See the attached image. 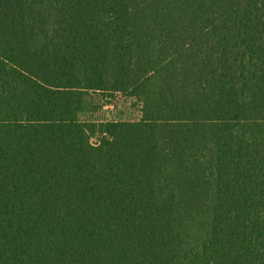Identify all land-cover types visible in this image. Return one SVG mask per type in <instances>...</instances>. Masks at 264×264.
<instances>
[{
  "label": "trees",
  "instance_id": "1",
  "mask_svg": "<svg viewBox=\"0 0 264 264\" xmlns=\"http://www.w3.org/2000/svg\"><path fill=\"white\" fill-rule=\"evenodd\" d=\"M0 264H264V0H0Z\"/></svg>",
  "mask_w": 264,
  "mask_h": 264
},
{
  "label": "rangeland",
  "instance_id": "2",
  "mask_svg": "<svg viewBox=\"0 0 264 264\" xmlns=\"http://www.w3.org/2000/svg\"><path fill=\"white\" fill-rule=\"evenodd\" d=\"M104 97L102 110L97 113V117L103 120H122V119H138L141 115V105L134 99H126L120 93L115 94L105 102ZM95 115V112L93 116ZM91 116V118L93 117ZM93 142L97 141V137L92 138Z\"/></svg>",
  "mask_w": 264,
  "mask_h": 264
}]
</instances>
